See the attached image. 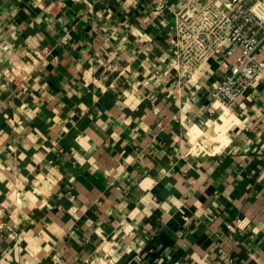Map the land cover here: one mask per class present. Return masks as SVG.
Masks as SVG:
<instances>
[{
  "label": "crops",
  "instance_id": "crops-1",
  "mask_svg": "<svg viewBox=\"0 0 264 264\" xmlns=\"http://www.w3.org/2000/svg\"><path fill=\"white\" fill-rule=\"evenodd\" d=\"M157 2L0 0V264H264V76L223 112Z\"/></svg>",
  "mask_w": 264,
  "mask_h": 264
},
{
  "label": "built area",
  "instance_id": "built-area-1",
  "mask_svg": "<svg viewBox=\"0 0 264 264\" xmlns=\"http://www.w3.org/2000/svg\"><path fill=\"white\" fill-rule=\"evenodd\" d=\"M69 0H53L65 6ZM77 1V0H75ZM156 9L167 3L157 0ZM175 11V72L182 82L196 79L208 59L221 54L229 59V69L212 90L215 102L232 107L255 82L264 76V0H181ZM8 47L0 42V59ZM5 73L18 83L29 70L12 60ZM248 216L235 217L232 229H244Z\"/></svg>",
  "mask_w": 264,
  "mask_h": 264
},
{
  "label": "bare ground",
  "instance_id": "bare-ground-1",
  "mask_svg": "<svg viewBox=\"0 0 264 264\" xmlns=\"http://www.w3.org/2000/svg\"><path fill=\"white\" fill-rule=\"evenodd\" d=\"M225 109H228V110H230L228 107H226Z\"/></svg>",
  "mask_w": 264,
  "mask_h": 264
}]
</instances>
